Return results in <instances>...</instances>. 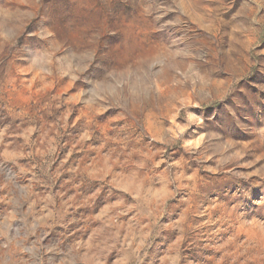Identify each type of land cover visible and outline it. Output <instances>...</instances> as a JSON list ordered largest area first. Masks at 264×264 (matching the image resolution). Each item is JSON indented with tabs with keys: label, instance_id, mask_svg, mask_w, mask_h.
Wrapping results in <instances>:
<instances>
[{
	"label": "rangeland",
	"instance_id": "obj_1",
	"mask_svg": "<svg viewBox=\"0 0 264 264\" xmlns=\"http://www.w3.org/2000/svg\"><path fill=\"white\" fill-rule=\"evenodd\" d=\"M0 264H264V0H0Z\"/></svg>",
	"mask_w": 264,
	"mask_h": 264
}]
</instances>
